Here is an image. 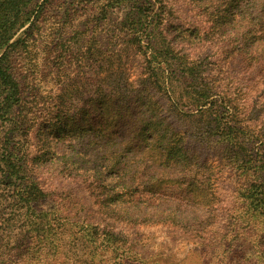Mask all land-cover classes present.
Returning a JSON list of instances; mask_svg holds the SVG:
<instances>
[{"label":"rangeland","instance_id":"rangeland-1","mask_svg":"<svg viewBox=\"0 0 264 264\" xmlns=\"http://www.w3.org/2000/svg\"><path fill=\"white\" fill-rule=\"evenodd\" d=\"M152 3L148 31L125 0L44 6L16 61L37 102L0 122V264H264V0Z\"/></svg>","mask_w":264,"mask_h":264},{"label":"trees","instance_id":"trees-1","mask_svg":"<svg viewBox=\"0 0 264 264\" xmlns=\"http://www.w3.org/2000/svg\"><path fill=\"white\" fill-rule=\"evenodd\" d=\"M50 0H0V122L1 126L15 133L24 130L25 121L29 119L31 105L37 102V97L30 99L24 86V79L19 67L16 66L17 58L22 53H29L31 46V31L37 26L44 6ZM153 0H125L131 3L134 10L128 17V23L139 29L142 25L148 31L151 24L150 15L145 7L152 5ZM149 10V9H147ZM142 27V28H143ZM77 34V33H76ZM76 34L74 37H76ZM153 34V32H151ZM78 38V36H77ZM152 43V41H149ZM167 61V60H166ZM181 66V65H180ZM114 96V95H113ZM109 95L110 98L113 97ZM59 132H62L59 130ZM60 135L67 132L59 133ZM8 136V134H7ZM137 139L134 137L129 145L135 144L140 149ZM129 141V139H128ZM127 141V142H128ZM169 144L165 148L164 155L168 163H176L180 158L178 146ZM5 154L16 155L10 151V144L5 146ZM13 161L10 156L3 157L8 177L16 178L19 182L18 205L27 209V214L33 213L45 198L46 193L40 187L37 180L28 176V163L26 158ZM30 167V163H29ZM31 176V175H30ZM45 201V200H44ZM147 206H151L147 204ZM113 238L114 234H109Z\"/></svg>","mask_w":264,"mask_h":264}]
</instances>
